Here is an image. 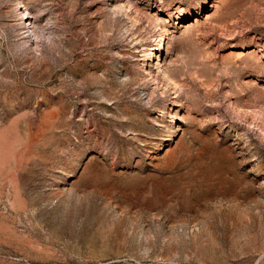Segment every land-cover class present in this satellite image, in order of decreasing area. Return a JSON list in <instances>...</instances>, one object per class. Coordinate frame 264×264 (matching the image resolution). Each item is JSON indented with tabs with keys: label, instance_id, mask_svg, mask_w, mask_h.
Wrapping results in <instances>:
<instances>
[{
	"label": "rangeland",
	"instance_id": "1",
	"mask_svg": "<svg viewBox=\"0 0 264 264\" xmlns=\"http://www.w3.org/2000/svg\"><path fill=\"white\" fill-rule=\"evenodd\" d=\"M0 264H264V0H0Z\"/></svg>",
	"mask_w": 264,
	"mask_h": 264
},
{
	"label": "bare ground",
	"instance_id": "2",
	"mask_svg": "<svg viewBox=\"0 0 264 264\" xmlns=\"http://www.w3.org/2000/svg\"><path fill=\"white\" fill-rule=\"evenodd\" d=\"M26 20H27V18H26Z\"/></svg>",
	"mask_w": 264,
	"mask_h": 264
}]
</instances>
